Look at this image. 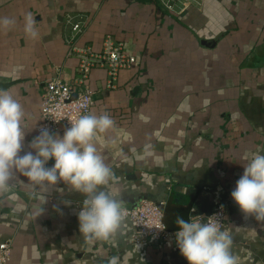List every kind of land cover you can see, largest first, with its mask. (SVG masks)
Returning a JSON list of instances; mask_svg holds the SVG:
<instances>
[{"label":"crops","instance_id":"crops-1","mask_svg":"<svg viewBox=\"0 0 264 264\" xmlns=\"http://www.w3.org/2000/svg\"><path fill=\"white\" fill-rule=\"evenodd\" d=\"M27 13L36 20L35 39L24 32ZM68 15L86 20L79 45L100 50L111 34L137 57L92 108L116 122L108 133L115 143L105 147L100 135L97 146L115 173L109 189L128 207L165 201L172 235L137 244L126 219L114 237L87 241L77 215L83 194L61 181L44 199L17 174L16 186L0 197L8 264H110L114 257L116 264H188L175 243L176 218L203 217L220 202L228 206L224 230L234 236L238 264H264V222L245 220L231 198L245 154H264V0H201L178 16L156 0H0V17L16 20L0 29V90L24 106V151L39 134L46 81L60 69L68 78L76 71L67 54ZM106 76L95 68L90 81Z\"/></svg>","mask_w":264,"mask_h":264},{"label":"clouds","instance_id":"clouds-1","mask_svg":"<svg viewBox=\"0 0 264 264\" xmlns=\"http://www.w3.org/2000/svg\"><path fill=\"white\" fill-rule=\"evenodd\" d=\"M15 24L14 18L0 17L2 30H10ZM35 25V18L27 13L24 32L32 39L38 36ZM89 104L90 98L85 97L76 105L83 114L70 121L62 136L41 126L27 146L31 150L24 151L27 123L24 106L12 93L0 90V197L16 186L17 174L27 179L20 183L44 199V193L62 181L85 197L77 214L79 231L91 242L108 240L121 232L127 210L108 187L115 180V173L97 146L100 135L105 147L115 143L108 133L116 128V122L107 111L89 112ZM244 159V171L231 191V198L245 220L264 222V154L257 150L246 153ZM49 160H54L51 167ZM21 208L17 204L16 210ZM42 211L41 207L39 212ZM175 223L178 226L175 243L188 264H238L232 249L234 236L224 230L220 213L207 220L202 216L188 220L177 217ZM110 264H116L115 257Z\"/></svg>","mask_w":264,"mask_h":264},{"label":"built area","instance_id":"built-area-1","mask_svg":"<svg viewBox=\"0 0 264 264\" xmlns=\"http://www.w3.org/2000/svg\"><path fill=\"white\" fill-rule=\"evenodd\" d=\"M159 6L170 15H181L193 5H201V0H156ZM67 23L71 26V33L66 37L68 56L76 59V71L71 77L64 75V70H58V75L47 80L43 93L41 107V126L54 132L57 129L70 126V121L83 114L77 111L76 105L85 97L90 98L88 111L92 112L97 99L107 89L118 87L123 70L132 69L137 61L135 54L131 53L125 42L108 34L105 36L102 48L96 50L89 44L79 45L80 34L85 30L86 20L82 15H68ZM95 68H103L107 72L104 82L97 81L92 84L91 73ZM165 201L144 199L135 206H124L127 210L126 219L135 225L133 239L135 243H145L151 239L166 240L171 235L164 220ZM83 201L78 203L79 209ZM228 206L224 202L218 203L211 213L203 215L207 220L213 214L220 213L223 228L226 225ZM161 226H166L159 230ZM11 257L10 241L0 243V264H8Z\"/></svg>","mask_w":264,"mask_h":264}]
</instances>
